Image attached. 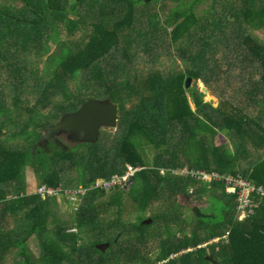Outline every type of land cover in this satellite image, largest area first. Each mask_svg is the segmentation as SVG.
<instances>
[{
    "label": "trees",
    "instance_id": "trees-1",
    "mask_svg": "<svg viewBox=\"0 0 264 264\" xmlns=\"http://www.w3.org/2000/svg\"><path fill=\"white\" fill-rule=\"evenodd\" d=\"M22 1V7L0 6V35L4 29L1 22L7 21L11 24L10 33L18 44L21 32L35 36V31H43L44 25L54 20L51 38H57L54 37L56 20H66L67 24L73 25V29L84 27L87 31L84 44L78 49L62 46L52 77L39 83L41 91L35 104H52L49 126L55 124L54 115L61 117L66 112L76 111L91 98L101 96L103 100H111L118 105V131L116 138L108 143L103 141H108L110 136L106 140L107 135L101 133L95 143H79L68 150L46 151L35 146L24 149L0 142V208L3 209L0 216L7 214L13 217L25 212V219L17 228L0 229V246H19L23 264H36L27 246L33 235L40 239L46 264H264V199L247 220L238 221L235 197L227 194L223 184H210L188 175L171 173V170L184 167L218 171L241 175L264 187V100L256 99V103L260 104L257 108L259 114L251 115L244 107L229 101L214 106L211 101H204V94L196 88H185L187 78L198 82L209 72L210 61L202 51L182 72H152L126 90L112 83L108 85L110 77L106 75L104 63L110 61L121 46L130 44L131 35L144 34L140 27L144 23L136 21L139 6L136 0ZM170 1L175 2L176 7L169 10L165 26L171 27L172 42L186 36L195 46L203 44V49L207 45L204 33L207 27L214 34L217 25L228 26L231 23V29L238 31L246 25H264V0H238L230 8L222 4L215 19H206L195 12L196 6L204 0ZM211 1L209 11L213 12L221 1ZM142 2L152 5L148 0ZM147 16L148 25L159 23L157 11ZM26 41L27 47L31 48L32 44ZM238 44L247 59L258 65L261 72L251 91L253 96L264 95V89H261L264 88V43L245 34ZM1 59L3 57L0 56ZM26 67L27 62L20 67L21 71ZM16 68L12 69L13 78L20 73V69ZM78 78H83L86 83L70 92L71 80ZM188 92L195 109L190 107ZM129 101L132 104L127 107ZM219 133L233 139V150L228 152L212 142L211 139ZM103 144L107 150L100 149ZM149 146L156 147L160 152L153 166L147 165L141 152L143 147ZM85 152L86 156H82ZM127 165L142 167V170L136 173L127 189L115 187L108 191L100 188L88 191L76 210L79 233L72 237L57 229L53 233L48 232V200L51 197L11 195L13 189L20 191L26 187L25 178L20 183L16 182L22 179V171L27 166L41 178L40 184L57 186L63 183L67 186L70 182L66 169L71 166L78 169L77 183L89 184L96 177L123 174ZM160 169L166 172L161 174ZM135 181L140 182L138 189H133V200L139 210H145L158 199H161L162 206L150 219H145L144 223L139 220L128 229L120 207L124 193L134 187ZM195 183L198 186L191 192L200 195L209 191L223 204V208L220 217H217L194 206L195 228L185 234L181 205L176 202L175 196L184 192L188 194L187 188ZM115 204L119 206L116 216L108 224H103L100 213ZM41 206L46 212L45 219L30 227L26 222L27 212ZM172 226L182 237L171 231ZM129 230L133 236L130 234L127 243L122 242L121 236ZM85 237L89 247L82 241ZM149 240L155 242L159 250L155 260L148 254L152 250ZM100 242L105 247L107 244L106 250L96 248L95 245ZM178 253L180 255L173 258Z\"/></svg>",
    "mask_w": 264,
    "mask_h": 264
},
{
    "label": "rangeland",
    "instance_id": "rangeland-1",
    "mask_svg": "<svg viewBox=\"0 0 264 264\" xmlns=\"http://www.w3.org/2000/svg\"><path fill=\"white\" fill-rule=\"evenodd\" d=\"M136 1L139 5L136 13V21L138 24L141 22L144 23V25L140 26L144 34L141 33V35L136 37L131 35L130 44L126 47L121 46L119 50L113 53L110 61L104 63L106 66V75L110 77L108 85L112 83V85H119L126 90L131 85L135 86L138 79L152 72L160 71L165 74L169 72H182L191 65V60L198 57L201 54L199 52L202 51L210 61L209 72H207L204 79H200L198 82L191 79L187 89L196 88L204 94V101H211L214 106H218L221 102L229 101V103L235 104V106L244 107L251 115L259 114L257 108L258 106L260 107V104L256 103V99L261 98L264 100V95L253 96L251 91L254 90L261 72L258 65L249 60L250 58L247 59L248 57L245 56L238 41L241 36L250 34L256 41L264 43V25H246L239 31L237 29H231V23L228 26L217 25L214 34L207 27V30L204 31L206 33L205 40L207 45L201 49L203 44L195 46L191 44L190 39L186 36L177 42L171 41V27L169 25L165 26V18L167 14L169 15V10L176 7L175 2L170 0H148L152 5H145L142 0ZM236 1L238 0H218L220 4L217 6V10L212 12L209 11L212 1L204 0L196 6L195 12L198 15L206 17V19H215L218 16L217 12L220 11L222 4L226 8H230ZM69 2L72 3L73 0H69ZM23 4L22 0H0V6L22 7ZM38 11L41 12L40 10ZM152 11L158 12L157 18L159 23L151 22L148 25L149 17L147 14ZM54 21L46 23L43 31L42 29L35 31V36L25 35V31L21 32L22 36L20 37L19 44L12 33H10L11 24H7V21L1 22L3 23L4 29L0 35V56L3 57L0 60V142L12 147L28 149L31 146H35L49 151L50 149L68 150L75 148L77 145V143L70 140L69 134H48L50 128L57 124L62 116L58 117L57 114L54 115L53 117L56 119L55 124L49 126L48 116L53 113L52 104L50 102L39 106L35 104L36 98L40 95L41 91L39 83H44L52 77V70L57 64L56 58H59L62 46L67 45L76 50L85 41L84 38L87 31H85L84 27L73 29V25L67 24L66 20H56V36L54 37L57 38H51L50 36L54 32L51 24ZM208 21L210 22L211 20ZM20 38L18 37V39ZM26 40L32 44L31 48L27 47ZM47 46L49 50L46 51ZM25 62H27V67L22 72L20 67ZM15 67L20 69V73H17L16 77L13 78L12 76L14 74L12 69ZM85 83L83 78L72 79L69 87L70 92H74L79 85ZM261 89L264 88L261 87ZM187 95L190 107L195 109V104L191 100L189 92ZM91 99L103 100L101 96ZM131 104V101L126 103L127 107ZM262 115L264 116V113ZM32 117L34 122L31 121ZM117 131V128L101 127L100 134L105 133L107 135L106 140L110 136L108 141L103 142L108 143L115 139ZM211 140L215 145L222 146L228 152L233 150V139L225 133H219V135ZM100 149L104 151L107 150V147L104 145ZM141 152L147 165H155V162H157L156 157L160 154L156 147H143ZM86 154L87 152L82 156H86ZM24 170L21 174L22 179L17 180L16 183L22 182L23 178L28 183L22 189L17 186L20 191L13 189V193L11 194L13 197L28 192L31 194L39 186L38 184L41 183V178H39L30 166H27ZM160 171L163 172L161 169ZM66 172V177L70 182V185L67 186L72 187L77 185L79 177L77 167L71 166L66 169ZM81 184L87 185L88 183ZM129 184L120 188L127 189ZM139 185L140 182L135 181L134 187L132 186L130 191L127 190L124 193L123 205L120 207L123 222L128 229L139 220L144 223L147 219H150L151 215L154 212H158L162 206L161 199H158L154 200L145 210H139L137 203L133 200V193H135L133 189H138ZM197 186V183L190 184L187 188L188 194H184V192L175 196L176 202L181 205L180 214L182 220L185 221V234L195 228L196 215L193 210L194 206L199 207L204 213L214 214L217 217H220L222 212L223 204L211 195L209 191L200 195L191 192ZM48 202H50V208H48L49 214L47 215L48 232L53 233L56 229L61 230L67 233V237L78 234V222L75 219L78 216V211L76 212L74 205L65 201L63 195L51 197ZM37 208L35 210H29L26 214V222H29L30 227L41 223L46 217L43 206ZM117 208L119 206L115 204L101 212V222L108 224L116 216ZM1 211L3 209L0 208ZM24 213L13 217L7 214L0 216V229L11 230L17 228V225L25 219ZM75 228L78 230L74 231L73 229ZM171 231L177 237H182L175 226H172ZM130 234L133 236L131 230L129 232L126 231L120 240L127 243ZM87 239L85 237L82 241L86 247H89L90 245ZM216 240L218 238L212 240V242ZM149 241L152 250L148 251V254H150L152 260H155L159 250L155 247V242ZM102 243L96 244V248L106 250L107 244L105 247V244L102 245ZM28 245L29 254L33 257L36 264H46L40 239L36 235H33L30 237ZM206 245L204 244L203 246ZM19 253V246L8 245L5 248L1 245L0 264H23ZM179 255L180 253L175 254L173 258ZM210 260L213 259L210 257Z\"/></svg>",
    "mask_w": 264,
    "mask_h": 264
},
{
    "label": "built area",
    "instance_id": "built-area-1",
    "mask_svg": "<svg viewBox=\"0 0 264 264\" xmlns=\"http://www.w3.org/2000/svg\"><path fill=\"white\" fill-rule=\"evenodd\" d=\"M140 170H142V167L137 168L132 165H127L123 174H114L108 178H96L87 185L80 184L69 187L63 183L57 186L43 183L37 186L32 194H37L44 199L63 195L65 200L74 205V208L78 210L88 191L96 188L108 191L115 187L125 186L128 183L131 184L136 173ZM161 170L163 171H160L161 174L166 171L164 169ZM171 173L174 175H188L198 181L210 184H223L227 194L235 197L238 221L247 220L249 216L255 213L260 201L264 199V187L257 185L254 181L246 179L241 175L235 176L230 173L203 169H187L185 167L171 170ZM73 230L76 231L75 229Z\"/></svg>",
    "mask_w": 264,
    "mask_h": 264
},
{
    "label": "water",
    "instance_id": "water-1",
    "mask_svg": "<svg viewBox=\"0 0 264 264\" xmlns=\"http://www.w3.org/2000/svg\"><path fill=\"white\" fill-rule=\"evenodd\" d=\"M190 82L191 78L185 80V88L189 87ZM118 113V105L111 100L90 99L78 110L64 113L48 134L66 133L69 134L70 140L77 144L95 143L98 141L101 127L116 128Z\"/></svg>",
    "mask_w": 264,
    "mask_h": 264
},
{
    "label": "crops",
    "instance_id": "crops-1",
    "mask_svg": "<svg viewBox=\"0 0 264 264\" xmlns=\"http://www.w3.org/2000/svg\"><path fill=\"white\" fill-rule=\"evenodd\" d=\"M96 178H100V177H96ZM95 178V179H96ZM30 181V180H29ZM28 183V181H26V184ZM38 185H40V184H38ZM65 185V184H64ZM66 186V185H65ZM26 194H30L29 192L28 193H26ZM32 194V193H31ZM66 201V200H65ZM75 230L77 231V228H75ZM27 246H29V245H27Z\"/></svg>",
    "mask_w": 264,
    "mask_h": 264
}]
</instances>
